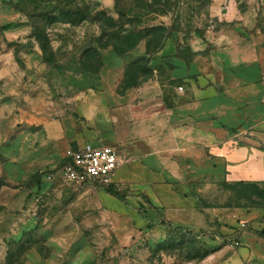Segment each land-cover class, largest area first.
Wrapping results in <instances>:
<instances>
[{
	"label": "rangeland",
	"instance_id": "rangeland-1",
	"mask_svg": "<svg viewBox=\"0 0 264 264\" xmlns=\"http://www.w3.org/2000/svg\"><path fill=\"white\" fill-rule=\"evenodd\" d=\"M247 43L264 0H0V264H264V179L228 182L209 152L176 177L190 231L131 186L60 174L112 93L157 78L166 101L201 76L224 92Z\"/></svg>",
	"mask_w": 264,
	"mask_h": 264
},
{
	"label": "crops",
	"instance_id": "crops-1",
	"mask_svg": "<svg viewBox=\"0 0 264 264\" xmlns=\"http://www.w3.org/2000/svg\"><path fill=\"white\" fill-rule=\"evenodd\" d=\"M244 50L238 66L246 73L234 76L232 87L221 93L207 86L206 76L197 83L184 80L187 87L173 88L166 101L157 78L112 93L102 129L77 150L88 143L113 147L121 162L112 185L131 186L174 228L189 229L185 222L198 212L195 200L180 198L175 186L176 177L189 174L191 159L206 158L209 152L224 165L228 182L264 179V44L247 43ZM124 168L130 178L117 176ZM180 219H185L183 225Z\"/></svg>",
	"mask_w": 264,
	"mask_h": 264
},
{
	"label": "built area",
	"instance_id": "built-area-1",
	"mask_svg": "<svg viewBox=\"0 0 264 264\" xmlns=\"http://www.w3.org/2000/svg\"><path fill=\"white\" fill-rule=\"evenodd\" d=\"M66 160L60 170L63 180L75 184L96 183L103 187L113 184L114 173L121 162L113 147L93 146L90 143L68 153Z\"/></svg>",
	"mask_w": 264,
	"mask_h": 264
},
{
	"label": "trees",
	"instance_id": "trees-1",
	"mask_svg": "<svg viewBox=\"0 0 264 264\" xmlns=\"http://www.w3.org/2000/svg\"><path fill=\"white\" fill-rule=\"evenodd\" d=\"M78 14H79V15H83V13H82V12H78ZM119 15H120V17H122V16H123L121 13H119ZM243 183H244V182H243ZM111 186H112V185H111ZM111 186H109V187H108V189H111ZM110 192H111V194H112V195H116V193H115V192H112V191H110Z\"/></svg>",
	"mask_w": 264,
	"mask_h": 264
}]
</instances>
